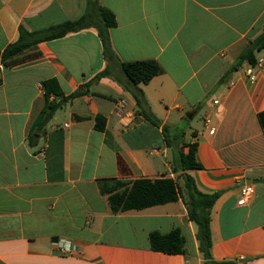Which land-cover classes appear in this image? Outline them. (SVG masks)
I'll use <instances>...</instances> for the list:
<instances>
[{
	"label": "crops",
	"instance_id": "0c3cea01",
	"mask_svg": "<svg viewBox=\"0 0 264 264\" xmlns=\"http://www.w3.org/2000/svg\"><path fill=\"white\" fill-rule=\"evenodd\" d=\"M100 2L116 16L110 35L119 58L163 68L140 88L162 126L183 128V143L197 145L202 169L188 173L200 191L222 192L211 210L213 258L264 264V51L256 65L237 66L264 31V0ZM85 10L86 0H0V51L18 39L20 26L43 30ZM24 56L0 66V264H204L182 198L113 213L100 190V182L141 178L183 186L162 127L139 115L129 91L104 77L43 123L44 82L55 80L68 96L107 66L97 30L40 43ZM245 184L255 194L241 206ZM175 229L187 254L151 249V232ZM58 242H69L70 252L61 253Z\"/></svg>",
	"mask_w": 264,
	"mask_h": 264
},
{
	"label": "trees",
	"instance_id": "16d2710c",
	"mask_svg": "<svg viewBox=\"0 0 264 264\" xmlns=\"http://www.w3.org/2000/svg\"><path fill=\"white\" fill-rule=\"evenodd\" d=\"M117 26L115 14L105 8L100 0H86L85 13L77 20L66 21L47 29L29 31L24 26L19 28L18 39L0 51V66L13 67L27 58L24 54L31 48L43 42L60 39L70 33L95 28L103 48V55L107 66L92 80L81 86L79 90L65 96L59 87H55V80L43 83L46 95V104L42 112L43 123L53 118L55 112L64 101L73 100L90 92V88L104 77L114 79L134 97L139 115L156 127H162L163 135L173 152V170L182 172L183 186L178 181L165 177L159 179L141 178L131 182L106 181L100 182V190L108 195L109 204L113 213L130 210H143L158 205H165L183 199L189 219L197 227L199 251L203 256L204 264H232L230 261H216L212 255L211 210L222 192L204 193L199 190L195 179L188 173L202 169L197 161V145L183 143L185 130L180 127L163 125L153 114L140 84H148L153 78L161 75L164 70L154 60L122 61L112 46L110 31ZM264 51V31L254 40L249 41L240 53L237 66L244 63L257 64V53ZM235 66V68L237 67ZM54 93L60 101H50L49 94ZM98 130L105 129V120L97 118ZM188 152H184V147ZM151 249L156 252L169 254H187L186 239L180 229L168 234L157 231L149 235Z\"/></svg>",
	"mask_w": 264,
	"mask_h": 264
},
{
	"label": "built area",
	"instance_id": "2783aa9c",
	"mask_svg": "<svg viewBox=\"0 0 264 264\" xmlns=\"http://www.w3.org/2000/svg\"><path fill=\"white\" fill-rule=\"evenodd\" d=\"M246 73L250 76V79L252 81L256 80V76L254 74V69L252 66H249V68L246 70ZM255 194V189L253 185H247L245 184L241 188V197L239 199L238 204L241 206L247 205L253 198ZM57 246L61 253L68 254L71 250V246L69 242H58Z\"/></svg>",
	"mask_w": 264,
	"mask_h": 264
}]
</instances>
